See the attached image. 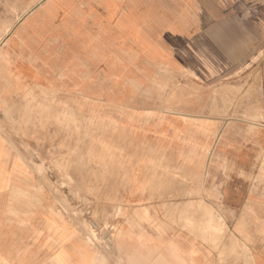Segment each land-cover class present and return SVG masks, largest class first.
Listing matches in <instances>:
<instances>
[{"label": "crops", "instance_id": "1", "mask_svg": "<svg viewBox=\"0 0 264 264\" xmlns=\"http://www.w3.org/2000/svg\"><path fill=\"white\" fill-rule=\"evenodd\" d=\"M34 1L0 0V38ZM57 2L0 48V264H220L186 225L196 203L263 264L264 91H212L205 74L253 51L264 0H84L104 11L80 45L61 44ZM178 69L200 77L175 91Z\"/></svg>", "mask_w": 264, "mask_h": 264}, {"label": "rangeland", "instance_id": "2", "mask_svg": "<svg viewBox=\"0 0 264 264\" xmlns=\"http://www.w3.org/2000/svg\"><path fill=\"white\" fill-rule=\"evenodd\" d=\"M77 1L78 2L82 1V4L76 2H73L74 3L73 4L71 3L72 2L71 0H58V2L55 4V9L53 12L58 14L59 17L58 19L62 20L61 44L63 45H68L70 43H76L79 45L87 43V41L91 38L90 29L92 27H98L99 23H102L99 22L98 20L97 21L94 20L90 15H88V13L101 14L104 11L102 9V6L83 3L84 0H77ZM34 5H35V1L33 4H30L29 6H24L23 8L28 9V7ZM2 7L3 6L0 5V12L2 11ZM19 7L20 6L18 5H13L11 7L14 16L18 15V13L20 12ZM121 7H126L130 10L129 12H134V5H125ZM237 7L239 11H241L242 8H244L242 4H238ZM251 7L253 9L254 17L252 21H249V23L252 25L254 32H256V30L259 31L261 28H264V22L260 21L257 18L261 15L260 14L261 12H264V4L255 3ZM6 8H7L6 10L9 12L10 6H7ZM33 11H35V9ZM106 23L109 22L104 21V24ZM129 23L132 24L133 22L131 21ZM153 23L157 25L156 27L157 29L163 28L165 24V22L162 21H153ZM194 23L198 27L201 24L200 21H196ZM21 24H19V26ZM17 28L15 29L12 28L8 36H10L13 32H15ZM71 30H73L75 34L73 38L70 37ZM162 34H165V31H163ZM109 38L112 40L113 37H109ZM147 38H143V39H147ZM165 38L166 37H160V36L153 38L154 40H157V42L159 43L158 49L166 48L164 46ZM127 39L128 38H126V40ZM0 54L1 56H3L6 54V52H2ZM124 55L129 56V54H124ZM153 55H157V56L159 55L164 57L166 54L165 53L162 54L158 52V53H153ZM205 55L206 57L207 55H210L211 57L215 55L216 57H218V54H214V53H210V54L206 53ZM241 61H243V63L239 64L237 69H234L232 71L223 70L222 74L219 73L215 77H214V70L210 69L208 66V71L206 72L205 75L207 77H212L211 78L212 84L211 85L207 84L206 87L210 88L213 91L215 87L214 84L218 83L217 86L218 88L220 87L222 89V92L246 94L247 91H250L251 86L253 85V91L255 94L262 93L264 91L263 89L264 33L262 36L253 38V51L251 53H243ZM216 62L219 64V60ZM247 73L250 74L247 75ZM198 76L200 77V74H198V72L193 70H188V69L175 70L174 73L175 83H176L175 91L178 90L179 92H181L182 87H186V88L188 87L187 85L183 86L180 84V82H182L184 78L198 77ZM247 81L250 82V86L248 87V89L246 88ZM233 103L234 104L236 103L237 107H239L242 104L240 101H236V102L233 101ZM259 117H261V114L259 115ZM177 175L181 177L180 170L175 169V176ZM183 183L184 182L182 181L178 182L175 180V187L181 188ZM175 199H181V198H175ZM190 208L192 210L189 214L188 219L185 220V222L187 223L186 225L196 235L199 234L200 237L205 238L207 242V247H210L211 251L214 250L220 254L221 256L220 264H262L261 262H257L254 259L252 248L255 246L247 244L245 242V239L236 235V229L235 228L232 229L230 227V222L227 218L229 215L225 213L224 210L221 216H219V213L215 214L213 209L211 210L208 207H205V209L203 210V207L201 205H198L197 203L195 206L191 204Z\"/></svg>", "mask_w": 264, "mask_h": 264}, {"label": "bare ground", "instance_id": "3", "mask_svg": "<svg viewBox=\"0 0 264 264\" xmlns=\"http://www.w3.org/2000/svg\"><path fill=\"white\" fill-rule=\"evenodd\" d=\"M45 0H35V7L34 6H30L28 7V9L25 8H21L19 14L17 15L16 19L13 22V25L10 26V28L6 31V33L4 34V36L2 38H0V48L3 44H6L8 42L9 39V32L12 30V28H17L19 26V24L23 23L26 19V16L28 14H30L31 12H33V10L41 3H43ZM37 4V6H36ZM27 8V7H26ZM19 20V21H18ZM17 22V23H16ZM6 52V51H3ZM10 83V82H9ZM56 86V85H55ZM60 89V88H59ZM1 101V100H0ZM149 172V171H148ZM115 186V185H114ZM123 191V190H122ZM90 242V241H89ZM97 248V247H96ZM98 249V248H97ZM99 250V249H98ZM221 253V252H220Z\"/></svg>", "mask_w": 264, "mask_h": 264}]
</instances>
